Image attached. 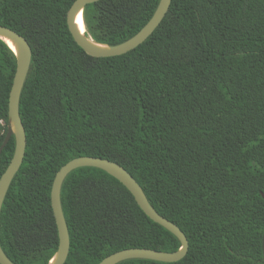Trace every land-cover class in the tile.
I'll use <instances>...</instances> for the list:
<instances>
[{
	"label": "trees",
	"instance_id": "trees-1",
	"mask_svg": "<svg viewBox=\"0 0 264 264\" xmlns=\"http://www.w3.org/2000/svg\"><path fill=\"white\" fill-rule=\"evenodd\" d=\"M76 1L0 0V24L33 49L20 101L26 156L0 216L6 255L50 264L60 245L56 175L74 159L96 157L123 166L189 240L180 262L119 264H264V0H173L144 44L109 58L89 56L74 40L68 14ZM160 1L102 0L85 8V24L95 42L116 46L145 27ZM16 70V54L0 39V147ZM15 149L13 137L0 179ZM61 198L66 264L182 248L103 170L73 171Z\"/></svg>",
	"mask_w": 264,
	"mask_h": 264
},
{
	"label": "water",
	"instance_id": "water-1",
	"mask_svg": "<svg viewBox=\"0 0 264 264\" xmlns=\"http://www.w3.org/2000/svg\"><path fill=\"white\" fill-rule=\"evenodd\" d=\"M100 1L102 0H77L73 4L68 14V26L74 40L89 56L95 58H109L122 56L140 47L161 26L170 11L173 2V0H161L151 20L138 34H136L133 38L129 39L128 41L122 44L116 46H108L95 42L93 38H91L87 34V31L85 34L81 33L76 25L77 14L81 11L84 13V10L88 5L95 4ZM0 35L14 41L18 45L19 49V53L18 55H16L17 70L9 101L10 127L2 146L0 147L1 157V154L4 151L5 147L9 144L11 139L15 137L16 149L14 157L6 172L0 179L1 216V211L9 189L12 185L15 176L20 171L26 156L27 134L20 114V101L22 91L24 89L31 68L33 59V49L24 36L10 28L2 26L1 24ZM84 167H92L103 170L115 177L117 180H119L133 194L137 203L147 214V216L155 223L161 225L166 230L171 232L180 240L182 244V248L176 252H161L145 248L127 249L110 255L109 257L105 258L100 264H119L121 262L131 259H145L157 262L176 263L182 261L187 256L189 252V240L185 233L175 223L161 216L155 210V208L150 204L149 200L147 199L142 187L123 166L107 159L96 157H80L67 163L58 172L52 188V206L60 237L59 251L56 254L57 259L54 264H66L71 249L69 228L62 206V187L65 179L70 173L79 168ZM0 264H15L6 255L1 246V243Z\"/></svg>",
	"mask_w": 264,
	"mask_h": 264
},
{
	"label": "bare ground",
	"instance_id": "bare-ground-1",
	"mask_svg": "<svg viewBox=\"0 0 264 264\" xmlns=\"http://www.w3.org/2000/svg\"><path fill=\"white\" fill-rule=\"evenodd\" d=\"M76 25L81 33L83 34L86 33L87 29H86V24H85V19H84V13L82 11L79 12L76 16ZM0 39H2L10 47V49L16 55H18L19 53L18 45L14 41L10 40L7 37L1 36V35H0ZM56 259H57V256L51 261V264H54Z\"/></svg>",
	"mask_w": 264,
	"mask_h": 264
},
{
	"label": "rangeland",
	"instance_id": "rangeland-1",
	"mask_svg": "<svg viewBox=\"0 0 264 264\" xmlns=\"http://www.w3.org/2000/svg\"><path fill=\"white\" fill-rule=\"evenodd\" d=\"M86 31H87V34L91 37V35L89 34V32H88V28H87V26H86ZM92 38V37H91ZM5 127V123L3 122V121H0V134H2L3 133V128Z\"/></svg>",
	"mask_w": 264,
	"mask_h": 264
}]
</instances>
